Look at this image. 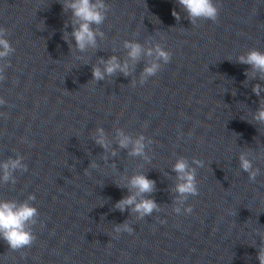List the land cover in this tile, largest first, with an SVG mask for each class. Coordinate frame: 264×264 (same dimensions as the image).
<instances>
[{
	"label": "water",
	"instance_id": "1",
	"mask_svg": "<svg viewBox=\"0 0 264 264\" xmlns=\"http://www.w3.org/2000/svg\"><path fill=\"white\" fill-rule=\"evenodd\" d=\"M105 2L111 5L101 25L105 51L81 54L70 53L62 39L70 12L58 0H0V26L11 31L7 38L15 48L8 78L0 83V97L7 101L0 112L9 114L0 117V160L15 157V149L29 168L16 173L14 187L0 186V199L24 200L34 193L31 203L45 225L34 226L37 240L21 250L27 253L23 258L0 240V264H259L264 175L253 184L237 168L241 147L256 153L264 148V125L254 126L251 117L259 106L252 85L264 82L244 87L249 66L234 61L249 49L264 51V0H218V22L198 26L184 18L176 0ZM66 30L72 31L70 24ZM149 38L173 58L145 85L133 88L131 77L123 75L90 81L99 57H122L124 40ZM143 66L137 65V78ZM97 126L110 136L121 127L155 141L152 162L140 171L156 181L152 195L162 212L137 221L128 210H113L128 195L115 183H122L124 170L130 176L144 162L120 150L113 158L119 171L109 166L112 160L105 164L104 150L90 139ZM178 156L205 161L197 175L200 194L186 201L194 207L191 215L172 211L168 188L174 180L167 173L175 175L170 169ZM91 161L99 167L85 174ZM126 219L134 234L112 239L113 224Z\"/></svg>",
	"mask_w": 264,
	"mask_h": 264
},
{
	"label": "clouds",
	"instance_id": "2",
	"mask_svg": "<svg viewBox=\"0 0 264 264\" xmlns=\"http://www.w3.org/2000/svg\"><path fill=\"white\" fill-rule=\"evenodd\" d=\"M58 2L62 5L64 13L70 12L69 20L65 22V30L62 34V39L68 44L70 53L85 54L90 50L93 53L105 51L100 45L101 42L107 39V36L101 30V25L104 24L107 14L111 10V5L106 3L105 0H58ZM176 2L184 12V18L189 20L192 26H198V22L203 21L218 22L220 14L218 0H176ZM172 15L177 22L181 20L180 13L175 9L172 11ZM69 24L72 27L70 33L66 30ZM10 35L11 31L8 28L0 26V83L8 78L6 69L12 66L10 57L15 53V48L7 38ZM73 39L75 44L72 42ZM121 49L124 50L122 57L117 54H112L107 58L99 57L97 63L91 65L92 79L90 81L98 83L123 75L125 78L131 77L130 85L133 88L137 84L143 86L148 82L149 78L157 76L173 58V52L166 50L162 43L156 41L155 38H149L143 43L135 39H126L122 42ZM121 49L113 48L112 51L116 53ZM77 59H83V56H78ZM141 62L144 63V66L137 78L135 73L137 65ZM234 63L249 66L244 72L246 77L242 82L244 87H247L253 80L264 82V51L257 48L249 49L247 52L237 55ZM251 90L259 98V106L255 110L251 109L252 121L255 124L252 121L248 122L254 126L264 125V96H261V93H264V84L255 83L252 85ZM236 94V89L233 88L232 95L235 96ZM6 104L7 101L0 97V106ZM8 115L7 112H0V117L5 119H7ZM148 123V121H145L142 127L147 128ZM114 133V136H110L103 127L97 126L91 134L90 139L104 150L101 157L104 163L108 164L112 160L109 166L119 171L113 158L119 156L120 150H126L128 157L139 158L144 163L139 164L137 171L130 176L127 174V170H124L122 183H115L117 187L127 189L128 195L118 200L114 204L113 210H119L121 213L128 210L129 214L134 215L137 221L145 220L146 217H151L154 213L162 212L164 210L162 205L157 203L152 195L158 190L156 181L148 178V171H140V169L144 168L145 163L150 164L152 162L153 156L151 153L153 149L151 146L155 141L143 133L133 135L121 127H115ZM190 137L191 133L189 134ZM178 138H183L182 132L178 133ZM22 141L29 143V146H31L26 137ZM114 144L117 147H113ZM12 151L16 152L15 157L8 156L7 159L0 160V186L10 185L14 187L18 181L16 173L22 175L29 171L28 165L25 163V156L15 149ZM257 161L264 163V148H261L259 153H256L250 147H241L238 153L237 174H241V172L247 173L250 183H258L257 177L264 175V169L257 164ZM204 166V160L192 157L191 161H189V158L185 156H178L175 163L172 164L170 170L175 175H171L168 172L167 176L174 180L173 186L169 187L168 191L172 194L171 205L175 214L191 215L193 213V205L186 204V201L190 197L199 196L200 190L197 175L198 170ZM89 167L98 168L99 165L91 161L89 166L84 169L85 174H88L87 169ZM259 183L261 187H264V181ZM98 185L102 188L104 183ZM36 199L34 193H29L24 200L15 198L0 199V240L6 242L11 251H19L22 258L27 253L21 250L31 248L37 240L34 226L38 224L42 228L45 226L44 222L39 219L40 212L38 208L31 203ZM101 218L104 217L101 216ZM156 219L161 224L166 223L159 216ZM134 231L132 223L126 219L123 223L113 224L115 235L111 238L119 239L122 233L133 235ZM256 235L260 237L261 241L259 247L255 246L258 248L257 259L259 264H264V233L257 231Z\"/></svg>",
	"mask_w": 264,
	"mask_h": 264
}]
</instances>
